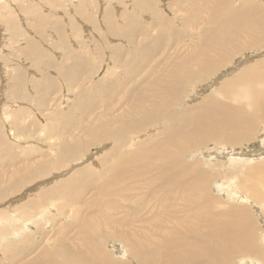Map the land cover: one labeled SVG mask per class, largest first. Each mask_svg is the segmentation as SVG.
Returning a JSON list of instances; mask_svg holds the SVG:
<instances>
[{"label":"bare ground","instance_id":"1","mask_svg":"<svg viewBox=\"0 0 264 264\" xmlns=\"http://www.w3.org/2000/svg\"><path fill=\"white\" fill-rule=\"evenodd\" d=\"M49 1L51 2L41 0L46 4ZM54 1L55 3L52 0L53 5L60 7L62 0ZM86 1L94 7L96 0ZM261 1L264 2L244 0L240 5L237 1L234 5L233 0H171L164 6L174 13V17L170 18L155 0H115V11L111 7V0H105L99 23L94 14H85L83 7H77L73 12L80 16L83 23H87V31H98L99 36L105 38L104 42L98 39L91 44L92 50L99 53V47L105 48L111 57L112 67L108 66L96 80L90 78V72L95 66H99L92 62V50H87L88 44L79 36L80 27L72 19L65 26L58 17L53 18L51 9L42 14L39 10L40 3L35 7L34 4V8L30 9L19 5L20 14L33 15L31 20L36 19L35 24L31 20L27 21L33 31L24 34V25L21 27L14 19L13 9L8 3L0 5V9L6 11H3L5 16L0 14V19L8 21L11 29L23 36L22 49L18 48V54L26 57L25 59L31 58L32 65L36 67L44 64L49 70L57 71L55 76H51L43 69L38 70L31 65L30 69H36L38 76H32V73V77L26 80V72L20 68L21 65L13 68L9 65V68L6 65L8 59L3 63L6 65L3 67L9 71L7 74L2 72L4 79L7 75L8 83L7 87L3 86V89L6 88L3 96L9 102L10 99H30L28 105L32 104V107L33 103L46 105V109L41 110L45 121L43 124L49 130L50 140L55 141H50V144L53 143L46 151H35L33 156L24 158L27 153L12 147L11 139L18 140L19 131L24 135H31L30 129L34 127L32 121L30 128L23 124V120L20 121L21 124L16 121L29 106L21 107V112H10L14 119L6 120H13L14 124L9 123L12 126L7 131L1 125L4 118L0 119V155H8V158H3L4 162L0 161V172L2 176L6 175L4 181L0 178V200L5 199L4 195L8 191H12L13 194L10 192V195H14V192L18 194V191L22 194L21 190L26 186L29 189V185H32L30 182L48 176L50 171L60 169L71 159H80L86 147L111 140L107 151H98L99 156L95 160L97 168L89 162V166H81L75 170L73 168L71 174L60 177L48 188L42 187L36 197L34 195L35 198L19 207L15 206L25 214H29L31 210H42L53 201L57 211L66 205L72 209L65 214L70 216L69 222L55 223L52 230L47 231L50 234L44 235L34 245L30 242L31 236L24 242L16 243L18 247L26 246L22 254L23 261L17 259L19 256L14 254L6 236L15 231L19 233L23 225L29 229L31 222H20L19 226L13 227L14 224L10 221L17 219L12 218L15 215L11 217V214L8 220L4 217L6 210L5 214L0 212V244L4 242L1 252L8 256V264L15 259V264H264V245H259L261 241L258 242L259 234L250 210V206H254L253 209L257 207L260 211L259 218L264 222V161L251 156V153L264 154V146H259L260 150L249 146L245 148L247 151H243V147L238 149L239 152L235 150L244 144L252 145L256 140L264 142V46H261L264 41V4ZM73 5L75 8V3ZM142 16L152 18L144 21ZM174 21L187 29V33L178 31L172 25ZM143 25L146 32L152 34L151 39L144 43L137 39ZM65 27L70 29L71 34L74 33L75 49L64 36ZM43 28L49 31L46 32ZM51 33H55L51 36V41L55 42L54 47L62 50V53L55 51L61 54L59 61L50 59L48 53L52 52L47 53L41 47V40L50 42ZM13 34L12 32L11 35ZM109 36L116 37L114 40L118 38L117 41L120 42L121 37L127 38L133 46L126 49L124 56L113 41L107 44ZM166 36L169 39L166 40ZM169 36L173 40L169 41ZM10 37L7 38L9 42ZM14 37L11 40H15ZM9 44L5 46L6 49L11 48L12 45ZM253 46L258 48L251 57L245 55L238 65L229 68L232 70L231 76L229 72L228 77L224 76L226 73H221L224 76L222 79L213 78L203 83L206 80L204 75L219 71L233 60L237 52L242 53ZM6 56L3 60H6ZM21 60L23 62L24 58ZM163 63L166 67L161 65ZM117 66L130 71V76L126 75L117 81L119 74L115 75L116 72H113V67ZM59 79L67 85V90H73L71 95L78 100L71 101L67 109H59L57 103L53 105L54 100H57L53 98L57 91L53 84L56 83L57 86ZM185 82L196 85L203 83L204 86L197 93L184 94L187 87V84L186 87L183 85ZM27 85L33 93L28 92ZM49 90L55 91L51 97H48ZM202 93L205 94L200 96L199 101L191 100L190 105L182 104L185 95L195 99V96ZM56 96L54 97L57 98ZM59 98L62 99L60 96ZM103 98L106 103L103 101L105 104L101 105V110L99 105ZM116 98L117 106L114 104ZM96 108L100 110L96 111ZM5 110L6 114L8 109ZM77 111H82L83 115L79 113L78 116ZM34 117L37 124L39 119L35 114ZM151 127L152 131L148 132ZM146 131L148 133L144 134ZM33 142L35 145V141ZM210 142H215L214 148L217 147L216 151L213 148L214 154L232 163L234 169L227 173L231 188H224L229 191V197L236 196L235 200H223L220 196L213 195L214 190H219L217 179L223 172L204 167L200 160L201 153L197 152L199 147ZM34 145L32 144V148ZM22 149L26 151L25 148ZM80 150L83 152L78 154L76 151ZM40 182H35L30 190L36 189L42 184ZM224 184L223 182L222 185ZM222 185L220 184L221 187ZM73 210H80L77 217H72ZM53 217L51 214L43 223L48 225ZM39 219L41 220L40 217ZM38 221L32 222L37 224Z\"/></svg>","mask_w":264,"mask_h":264},{"label":"rangeland","instance_id":"2","mask_svg":"<svg viewBox=\"0 0 264 264\" xmlns=\"http://www.w3.org/2000/svg\"><path fill=\"white\" fill-rule=\"evenodd\" d=\"M6 1V2H5ZM0 0V5L1 4H6V3H8L7 5L9 6V7H11L12 9H13V12L15 13V16H14V19L15 20H17L18 22H19V24H20V26L22 27L23 25H24V28L22 27V29H23V32H24V34H29V33H31V31H33V28H30V26H29V24H28V22L27 21H29V20H31L32 18H33V15H28L27 14V16H26V14H20L21 12H20V10H19V5L20 6H23V7H25V8H27V9H30V8H34L36 5H39V3H40V5H42L43 6V9L41 8L42 6H40L39 5V10H40V12L42 13V14H44V13H48V12H50V9H51V11L53 12V18H55V17H58V19L66 26V23H67V21H69L70 19H72V21H74L75 23H77L78 25H79V36L80 37H83L82 38V40L83 41H85L86 42V44H88L87 46H88V49L87 50H90V48H91V50L93 49V46H91V44L93 45V43H95V41H97L98 39H101V40H103V42H104V39L105 38H102V37H100L99 36V32L98 31H95V32H93V31H91V30H88L87 31V29H88V25H87V23H83L82 21H81V18H80V16L79 15H76L74 12H73V9H76L77 7L78 8H82L83 7V9L85 10V14H91V15H93L94 16V18L96 19V22H98L99 23V21H100V17H101V15H100V13H101V10H102V6L104 7V4H105V0H101V1H99V0H96L97 1V3H96V1H94V7L92 6L91 7V5L92 4H89L88 2L89 1H86V0H62V2H61V4H60V7H58L57 8V6H55V5H53V2L55 3V1L53 0V2H52V0H51V2L49 3V2H47V4H46V2H44V3H42L41 2V0H34V2H33V0ZM10 1V2H9ZM19 1V2H18ZM61 0H59V2H60ZM80 1V2H79ZM131 0H128V2H130ZM155 1H157V5H159V7L160 8H162V11L165 13V15H167L168 17H174V13L171 11V10H168V9H166L164 6H165V3H167L168 1H171V0H155ZM160 1V2H159ZM180 1V0H179ZM234 2H233V4L235 5V4H237V1L239 2V5L240 4H242L243 3V1L244 0H233ZM18 2V3H17ZM27 2V3H26ZM37 2V3H36ZM67 2V3H66ZM75 3V5H76V7L74 8L73 6V4ZM24 3V4H23ZM71 3V4H70ZM82 3V4H81ZM87 3V4H86ZM93 3V2H92ZM163 3V4H162ZM261 3H263L264 4V2L263 1H261ZM17 4V5H16ZM23 4V5H22ZM30 4H32V6L30 5ZM35 4V5H34ZM44 4V5H43ZM100 4V5H99ZM15 5V6H14ZM33 5H34V7H33ZM66 5V6H65ZM82 5V6H81ZM110 5V4H109ZM115 5H117V2H115V0H111V7H112V9L115 11L116 10V7H115ZM28 6V7H27ZM52 6V7H51ZM68 6H70V7H68ZM88 6V7H87ZM163 6V7H162ZM17 7V8H16ZM55 7V8H54ZM67 7V8H66ZM99 7V8H98ZM101 7V8H100ZM110 7V6H109ZM41 8V9H40ZM44 8H45V10H44ZM48 8V9H47ZM53 8V9H52ZM59 8H60V10H59ZM91 8V9H90ZM93 8V9H92ZM99 9V10H97V9ZM95 10V11H94ZM6 13V11H5V9H0V14H5L4 12ZM56 11H58L57 13H56ZM71 11V12H70ZM92 11V12H91ZM61 12H62V15H61ZM67 12V13H66ZM88 12V13H87ZM95 12H96V15H95ZM99 12V13H98ZM64 13H65V15H64ZM69 13V14H68ZM74 15V17H72L73 15ZM20 14V15H19ZM67 14H68V16H67ZM23 15H25V16H23ZM170 15V16H169ZM173 15V16H172ZM5 16V15H4ZM20 16H22L23 18L24 17H26V18H24V20H23V18L21 17L20 18ZM60 16V17H59ZM64 16V17H63ZM95 16H97V17H95ZM100 16V17H99ZM30 17V18H29ZM67 17H68V19H67ZM78 17H79V20H78ZM61 18V19H60ZM65 18V19H64ZM100 18V19H99ZM142 18H145V16H142ZM151 16H148V18L146 17L145 19H143L144 21H149V20H151ZM21 19V20H20ZM23 20V21H22ZM26 20V21H25ZM172 20H173V18H172ZM32 21V23L33 24H35L36 23V19H33V20H31ZM34 21V22H33ZM138 21L140 22V20H139V17H138ZM179 21V20H178ZM178 21H174V24H172V25H175V27H176V29H178V31H180V32H182L183 34L184 33H187V29H184L183 28V26H181V25H179V24H177L178 23ZM5 24H4V23ZM21 22V23H20ZM26 22V23H25ZM176 22V23H175ZM23 23H25V24H23ZM143 24H145V23H143ZM0 44H1V46H0V54L1 55H4V56H6L7 54H8V56H6V60H3L4 59V56H0V57H3V58H0V60H2L3 62L1 63V61H0V97H2L3 96V94L5 93V91H6V88L4 87V89H3V86H6L7 87V82H6V80H7V75L5 76V79H4V74H7L9 71L7 70V68L5 69L3 66H6V65H8V67H9V65H10V67H15V65H16V67H19L20 65V68H23V70H25V74H26V80L28 79V78H30V74H32V76H38V73H36V69L38 68V70H39V68L42 70L43 69V71L44 72H47V73H49L51 76H55L56 75V70H54V69H51V70H49L48 69V66H46V65H44V64H42V65H39V67L37 66L36 67V65H32V63H31V58H27V59H25L26 57H23V56H21V55H19L18 54V50L22 47V43H23V36L22 35H20V33L19 34H16L15 32H14V30H12L11 29V26H10V24H9V22L8 21H4V20H2V19H0ZM26 28V29H25ZM30 28V29H29ZM45 28H47V27H45ZM45 28H43L46 32L47 31H49V29H45ZM141 28H143V30H142V32H140V35H138L137 36V39L138 40H142L143 41V43H144V41H146V42H148L150 39H151V32H146V30H145V25H143V26H141ZM140 28V29H141ZM9 29H10V31H9ZM70 31V29L69 28H66L65 27V33H64V36L66 37V40H67V42H70V43H68L70 46H73L74 47V49H75V44H74V40H73V36H74V33H72L71 34V31ZM185 30V31H184ZM28 31V32H27ZM184 31V32H183ZM10 32V33H9ZM12 32L15 34H13V35H11L12 34ZM69 32V33H68ZM89 32V33H88ZM92 34H91V33ZM7 33V34H6ZM95 33H96V36H95ZM88 34H90V36H88ZM9 35H11V37L13 38L14 36V38H15V40L14 39H12L11 40V37L9 36ZM20 37H19V36ZM53 35H55V33H51V35H49V39H50V42H48V41H43V40H41L40 39V37H39V39L41 40V44H42V48L43 49H45L46 50V52L48 53V52H52V53H48V56L50 57V59H52V60H54V61H59V59L61 58V54L59 55V53H57V52H60V53H62V50H60V49H57L58 47H54V44H55V42L54 41H51L52 40V37L51 36H53ZM71 35V36H70ZM83 35V36H82ZM85 36H87V38L85 37ZM10 37V42H11V45L9 44L10 42L8 41V39L7 38H9ZM51 37V38H50ZM72 37V38H71ZM110 38H107L108 39V41H107V44L109 45L110 43H112V41L114 42V45H117V50L118 51H121V54L122 55H124L125 56V52H126V49H128V48H130V46H133V45H130V42H129V39H127V38H122L121 37V42L120 41H117V39L116 40H114V38H116V37H111V36H109ZM170 37V36H169ZM113 38V39H112ZM172 37H170V40L169 41H171V40H173V39H171ZM85 39V40H84ZM88 39V40H87ZM93 39V40H92ZM167 39H169L168 38V36H166V40ZM4 40V41H3ZM22 40V41H21ZM88 42H87V41ZM89 40H90V42H89ZM185 40H186V38H185ZM19 41V42H18ZM187 41V40H186ZM4 42V44H2ZM8 42V43H7ZM14 42V43H13ZM44 42V43H43ZM47 42V43H46ZM52 42V43H51ZM92 42V43H91ZM110 42V43H109ZM16 43V44H15ZM169 43H171V42H169ZM7 44H9L10 46H11V48L9 47V48H7L6 49V45ZM13 44H14V46H13ZM19 44V45H18ZM40 44V45H41ZM47 44H49V45H47ZM262 45L261 46H264V41H263V43H261ZM21 45V46H20ZM25 45V44H24ZM23 45V46H24ZM89 45H90V47H89ZM17 46H20V47H17ZM49 46V47H48ZM51 46V47H50ZM54 47V48H53ZM19 48V49H18ZM47 48V49H46ZM56 48V49H55ZM257 48H258V46H253L252 48H250V49H248V50H246V51H243L242 53H239V52H237L236 53V55L232 58L233 60H231V61H229V63L225 66V67H223V68H220L219 69V71H216V72H214V73H209L207 76L206 75H204V77H205V81L203 82V83H205V82H209L211 79H222L221 77H224V76H227L228 77V75L230 74V76L232 75L231 73H232V70H230L232 67H234V65L236 66V65H238L239 64V61H241V60H243L242 59V57L243 58H245V55L247 56V57H251L252 56V54H254L256 51H257ZM10 49V50H9ZM13 49H17L16 51L17 52H15V53H13V51H15V50H13ZM22 49V48H21ZM20 49V50H21ZM52 49V50H51ZM99 50H98V52L99 53H97L96 51H93L92 50V54H90V56H91V59H92V62H94V64L95 65H98L99 67H97V66H95L93 69H91V72H90V78H92V79H94V80H96V79H98V76H100L101 74H103V72L106 70V68L108 67V66H110V67H112V61H111V57H109L110 56V54H109V51L108 50H106L105 48L103 49L102 47H99L98 48ZM5 50V51H4ZM8 50L10 51V54H9V52H8ZM54 50V51H53ZM60 50V51H59ZM2 51V52H1ZM55 51H57V52H55ZM76 51V50H75ZM102 51H104V52H102ZM165 51V50H164ZM263 51V50H262ZM101 52V53H100ZM107 52V53H106ZM111 52H113L114 53V50H112ZM254 52V53H253ZM3 53V54H2ZM4 53H6V55L4 54ZM57 53V54H56ZM97 53V54H96ZM53 55V57H51L52 55ZM57 56H56V55ZM105 54H107V55H105ZM239 54V55H238ZM244 54V55H243ZM248 54V55H247ZM251 54V55H250ZM9 56H10V58H9ZM13 56V57H12ZM14 56H15V58H14ZM18 56V57H17ZM107 56V57H106ZM60 57V58H59ZM101 57V58H100ZM109 57V58H108ZM241 57V58H240ZM22 58H24V60H26L25 62H24V60H23V62H22ZM56 58V59H55ZM94 58V59H93ZM96 58H98V60L96 61ZM106 58H108V59H106ZM7 59H8V63L10 62V60H12V61H15V62H10L9 64L8 63H6L7 62ZM16 59V60H15ZM18 59V60H17ZM241 59V60H240ZM6 61V62H5ZM20 61V63H18ZM96 61V62H95ZM109 63V65H107V63ZM235 62V63H234ZM3 63H6V65L5 64H3ZM13 63V64H12ZM16 63V64H15ZM29 65H28V64ZM103 63H106V64H103ZM237 63V64H236ZM26 64V65H25ZM13 65V66H12ZM33 66L34 68H36V69H34V68H32V69H30V66ZM162 66H164V67H166V64L165 63H163V64H161ZM29 66V67H28ZM31 66V67H32ZM40 66H42V67H40ZM90 66H91V61H90ZM9 67V68H10ZM25 68V69H24ZM27 68V69H26ZM29 68V69H28ZM230 68V69H229ZM5 69V70H4ZM114 69H115V71H114ZM119 69V70H118ZM26 70H28V72L26 71ZM52 70H53V72H52ZM101 70V71H100ZM124 70V71H123ZM8 71V72H7ZM32 71V72H31ZM225 71V72H224ZM4 74H3V73ZM6 72V73H5ZM38 72V71H37ZM43 72V73H44ZM113 72L115 73V75L118 73L119 75H118V79H116L117 81L119 80V79H121L122 77H124V76H130L129 74H131V72L130 71H128L127 69H122V68H119L118 66L116 67V68H114L113 67ZM229 72V74H227ZM36 73V74H35ZM40 73H41V71H39V75H40ZM55 73V74H54ZM125 73V74H124ZM221 73L223 74V73H226L224 76H221ZM220 76H219V75ZM31 76V77H32ZM218 78H217V77ZM2 77H3V79H2ZM58 79V78H57ZM219 79V80H220ZM115 80V81H116ZM6 82V84H5V82ZM116 81V82H117ZM4 82V83H3ZM95 82V81H94ZM115 82V83H116ZM27 83H28V81H27ZM203 83H200L199 85L197 84H192V83H190L189 84V82H185L183 85L185 86L186 84H187V87H186V90L184 91V94L187 92V93H193V92H198L199 91V89H201V87L202 86H204L203 85ZM2 84V85H1ZM55 85V86H54ZM192 85V86H191ZM67 85L64 83V81L62 80V79H59V81L57 82V86H56V83H54L53 84V87L55 88L54 90L56 91V89H57V91L55 92V91H53V90H49V94H48V97H51V95L53 96V92H55L56 94H54V96H56L57 94H58V96H56L57 98H55L54 96H53V98L54 99H57V100H54V102H53V105L54 104H56L57 106H59V109H67L68 107H69V103H71V101H75V100H77V97H75V99L73 98V95H71V94H73V90H67V87H66ZM191 86V87H190ZM197 86V87H196ZM199 86V87H198ZM2 88V89H1ZM30 87H29V85H27V90H28V92L29 93H33L32 92V89H31V91H30V89H29ZM100 88H101V86H100ZM194 89V90H193ZM3 90H5V91H3ZM189 90V91H188ZM193 90V91H192ZM196 90V91H195ZM211 90V89H210ZM209 92V91H208ZM3 93V94H2ZM207 93V92H206ZM2 94V95H1ZM205 93H202L201 95H198V94H196V95H198V96H195V97H197V98H195V99H193L194 97H191L190 96V98H189V96L188 95H185V97L184 98H182V104L183 105H190L191 104V102H196V101H199L200 99H201V97L204 95ZM208 94V93H207ZM68 95H70L69 96V100H68ZM45 96V95H44ZM59 96L60 97H62V99L61 98H59ZM66 96H67V99H66ZM201 96V97H200ZM46 97V96H45ZM71 97V98H70ZM199 97V98H198ZM4 98H6L5 96H3L2 98H0V101L1 100H3V101H1L0 102V104H2V106L0 105V107H1V109H0V119L2 120L3 118L5 119H3L2 120V123H1V125H2V127L5 129V131H7L8 129H9V127H11L14 123L11 121V122H9L8 120H6V119H9V120H11V119H14V117L13 116H10V112L11 111H15V110H18V111H20L19 109L21 108V107H28V110H26V111H24V112H22V114H20L18 117H17V119H16V121L19 123V124H21V122H23V124L24 125H26V127L28 126V128H30V126H32V125H30V123H31V121L33 122V126L35 127H31L32 129H30V131L33 133V135L34 134H36V135H34V137H33V135H32V133H31V135H32V137H31V135H29V136H27V135H24V133H22V132H20L19 131V133H20V135L18 134V132H17V130H15L16 131V133H17V135H19L20 137H18L17 136V139L18 140H14V138H12L11 139V142H12V147H14L15 149H17V150H19V151H21V152H23V153H29V155H22V156H24V158H29V156H33L34 154H35V151H36V153H38L39 151H46V149H49L48 147H49V145H51L55 140L54 139H52L53 140V142H51V144H50V141H52V140H50L51 138H49L48 137V134H49V130H48V128H47V126H45V124H43V123H45V121L42 119L43 117H42V115H41V110H43L44 108L46 109V107L44 106V105H41V104H35V103H33V107H32V104H30V105H28L29 103V101H30V99H24V100H19V99H15V101H13V99H10V102L9 101H7L8 99L6 98V99H4ZM73 98V99H72ZM192 98V99H191ZM185 99V100H184ZM190 99V100H189ZM4 100H6L5 102H4ZM68 100V101H67ZM105 98H103L102 99V101H100V105H99V107L101 108L102 106L101 105H104L106 102H105ZM192 100V101H191ZM11 101H13V103H11ZM19 101V102H18ZM57 101V102H56ZM63 101L66 103H63ZM67 101V102H66ZM78 101V100H77ZM105 103H104V102ZM185 101H187V102H185ZM191 101V102H190ZM17 104H16V103ZM21 102V103H20ZM60 104H59V103ZM102 102V103H101ZM190 102V103H189ZM4 103V104H3ZM9 103V104H8ZM15 103V104H14ZM24 103L26 104L25 106H24ZM68 103V104H67ZM79 103V102H78ZM117 98H116V100H115V106H117ZM6 104H8L9 106H10V104H12L10 107L8 106V105H6ZM62 104H65V106H63ZM118 104H119V100H118ZM7 107V109H8V111H6L5 110V106ZM19 105V106H18ZM35 105H36V107H35ZM38 105V106H37ZM40 105V106H39ZM3 107H4V110L6 111V114H5V112H4V110H3ZM19 107V108H18ZM35 107V108H34ZM32 109V110H31ZM97 109H99V108H96V111H98ZM172 109V108H171ZM10 110V111H9ZM100 110V109H99ZM101 110H102V108H101ZM34 113H33V112ZM2 112V113H1ZM21 112V111H20ZM24 113V114H23ZM27 113V114H26ZM79 113L80 114H82L83 115V112L82 111H77V114H78V116H80L79 115ZM33 114V115H32ZM34 114L37 116V118L39 119V122H37V124H35L36 123V118L34 117ZM11 117V118H10ZM29 117V118H28ZM27 118V119H26ZM32 118V119H31ZM23 120V121H22ZM8 121V122H7ZM16 121H14L15 122V124H17L16 123ZM21 121V122H20ZM8 124H7V123ZM9 123H13L11 126L9 125ZM32 124V123H31ZM43 124V125H42ZM9 125V126H8ZM36 125V126H35ZM5 126V127H4ZM7 126V127H6ZM150 126V125H149ZM36 128H39L38 130L36 129ZM43 128V129H42ZM46 128V129H45ZM36 129V130H35ZM152 127L151 128H149V130H148V132H151L152 131ZM35 130V131H34ZM43 130V131H42ZM29 131V132H30ZM37 131H38V135H37ZM40 131V132H39ZM43 132V134H42V132ZM44 131H45V133H44ZM147 131L146 132H144V134H146V133H148ZM40 133V134H39ZM30 134V133H29ZM143 134V135H144ZM24 135V136H23ZM51 135V134H50ZM25 136H27L26 137V139H25ZM37 136L38 137H40L39 139L37 138ZM46 136V137H45ZM29 137H31V138H29ZM44 137V138H43ZM22 138V140H20ZM34 138V139H33ZM36 138H37V141H36ZM25 139V141H23ZM31 140V141H30ZM39 140V141H38ZM20 141V142H19ZM22 141V142H21ZM33 141H35V145H34V142ZM43 141H45V142H43ZM111 140H108V142L107 141H103L101 144H97V143H95L94 145H91V146H88V147H86L85 148V150H84V152L82 151V150H80V151H76L78 154H81L82 152H83V154L81 155V157H80V159H76V158H74V159H71V161H68V163H67V165H65V166H63V167H61L60 169H57V170H52V171H50V173H49V175L48 176H46V177H44V178H39L38 180L39 181H41L42 182V184H40V185H38V187H36V189L34 188V190H30V188L32 187V186H34L35 185V182H39L38 180H34V181H32V182H30L32 185L30 186L29 185V183H28V185H29V189H28V186H26V188L28 189H24V190H21V192L23 191L24 193H26V192H29V193H26V194H24L23 192H22V194L20 193V191H18V194H15V193H17V192H14V195H10L11 193H12V191H8L7 192V194H5L4 196V200H0V212H4V217H6V219H10L12 216H14L15 215V217H12V218H17V219H13V220H11L10 221V223H13L14 224V226L13 227H16L15 225H17V226H19V224H21V223H23V224H26L27 222L29 223V222H31V226H30V228L28 229L27 227L28 226H24L23 225V228H22V230L18 233V232H14V233H12V234H10V235H8V236H6V239H7V241H8V243H10V245H12V250H14L15 251V255L16 256H19L17 259L19 260V259H21L22 260V254L24 253V251H25V248H26V246H22V247H18V245L16 244L18 241H20V242H24V241H26V239L28 238V236H31L32 237V240L30 241V242H33V245H34V243H37V241L39 240V239H41L44 235H46V234H50L49 232H47V231H49L50 229L52 230V228L55 226V223H65V222H69V220H68V218L70 217V216H68V215H65V214H67V213H69L72 209H71V207H69V206H65V207H63L62 208V210H58L57 211V207H56V204L54 203V201L53 202H51V203H49V204H47V206L46 207H44V208H42V210H44V211H42V210H31V212L29 213V214H31L30 216H29V214H25V213H23L21 210H19L18 211V208H16V207H19L21 204H23V203H25L26 201H28L29 199H31V198H35L36 197V195H37V193H38V191H40V190H42V187L43 188H48L50 185H52V184H54L55 182L54 181H56V180H58L60 177H65L66 175H69V173L71 174L75 169H80L81 168V166L82 167H84L85 165H88L89 166V164L90 165H92L93 167H98V164L96 163L97 161H95L96 160V158H97V156H99V152L100 153H104L105 151H107V149L111 146V142H110ZM39 142V143H38ZM25 143H30V144H28V145H25ZM41 143H44L46 146H44L43 144L41 145ZM47 143H48V145H47ZM18 144L20 145H22V146H18ZM32 144L34 145V147L32 148ZM39 146H38V145ZM103 144V145H102ZM37 145V146H36ZM110 145V146H109ZM28 146V147H27ZM102 147V146H106L107 148H105L104 149V147H102L103 148V150H101L102 148H100L99 149V147ZM214 146H215V142H210V143H208L207 145H204L203 147H199L198 148V151L197 152H199V153H201L200 154V160L202 161V164L204 165V167H207V168H211V170H220L221 172H223V174L222 175H220L219 177H218V179H217V181H219V182H217L218 184V189L219 190H214V192H213V195L215 196H220V198L221 199H223V200H225V198L227 199V200H229L231 197H229L230 196V194L228 193L229 191H227V190H225V189H227L228 188V190H229V188H231V183H230V178L229 177H227V173H228V171H230V170H232V169H234V168H232V163H229V162H227V160H225L226 158H224V157H221V156H219L218 154H214L215 153V151H216V148H214ZM218 147H220V146H223V145H217ZM247 146H249V148H254V149H256V150H260V148L262 147V146H264V142H260L259 143V141H255L254 142V144H252V145H248V144H244V145H242L240 148L239 147H236L235 148V150L237 149V151L236 152H239L238 151V149L240 150L242 147H243V151H247L248 149H245ZM251 146V147H250ZM257 146V147H256ZM259 146H261V147H259ZM209 147V148H208ZM22 148H25L26 149V151L24 150V149H22ZM38 148H40V149H38ZM44 150H43V149ZM96 148V149H95ZM207 148V149H206ZM210 148H212V149H210ZM213 148L215 149V151L213 150ZM229 148H231V147H229ZM264 148V147H263ZM21 149V150H20ZM37 149V150H36ZM42 149V150H41ZM94 149V150H93ZM245 149V150H244ZM32 151V152H31ZM99 151V152H98ZM205 151V152H204ZM31 152V153H30ZM96 152V153H95ZM98 152V153H97ZM93 155H91V154ZM88 156H87V155ZM203 154V155H202ZM207 154V155H206ZM89 155H90V157H89ZM101 155V154H100ZM195 156L197 155V153H195L194 154ZM254 155V156H253ZM86 156V157H85ZM194 156V157H195ZM207 156V157H206ZM211 156V157H210ZM251 156H252V158H254L255 157V159H259V158H262L260 161H264V154H255V153H251ZM257 156V157H256ZM5 157H7L8 158V155H4V157H3V155H0V161L1 162H4L3 160H5V159H3V158H5ZM36 157V156H35ZM75 157V156H74ZM89 158V159H88ZM94 158V159H93ZM251 157H248V159H250ZM87 159V160H86ZM196 159H198V158H196ZM214 159V160H213ZM83 161H84V163H83ZM87 161V162H86ZM95 161V162H94ZM88 162H89V164H88ZM75 166H74V165ZM225 164V165H224ZM230 164V165H229ZM70 167H72V168H70ZM70 168V169H69ZM73 168H74V170H73ZM69 170H71V171H69ZM236 170V169H235ZM234 170V171H235ZM233 171V172H234ZM63 172V175L61 174ZM215 172V171H214ZM0 178H1V180H5L6 179V175H5V177L4 176H2L3 174H2V172H0ZM53 174V175H52ZM59 174H61V175H59ZM57 175V176H56ZM65 175V176H64ZM53 176V177H52ZM223 176V177H222ZM229 176V175H228ZM54 178H55V180H54ZM52 180V181H51ZM40 182V183H41ZM225 183L224 185H222V183ZM34 183V184H33ZM230 183V184H229ZM45 184V185H44ZM220 184L223 186V187H221L220 186ZM230 185V186H229ZM45 186V187H44ZM224 186L225 187H227V188H224ZM220 188H223V189H220ZM217 189V188H216ZM33 191V192H32ZM35 191V192H34ZM37 191V192H36ZM217 191H220L219 193H217ZM225 191V192H224ZM11 192V193H10ZM222 192V193H221ZM235 192V190L233 191V193ZM10 193V194H9ZM32 193H34V194H32ZM36 193V194H35ZM224 193H226V194H224ZM13 194V193H12ZM19 194H21L22 196L20 197V195ZM29 194H31V196H28ZM227 194H229V195H227ZM8 195H9V197H8ZM26 195V196H25ZM32 195H33V197H32ZM34 195H35V197H34ZM84 195V194H83ZM82 195V196H83ZM222 195H224V196H222ZM225 195H226V197H225ZM14 196V197H13ZM13 197V198H12ZM25 197V198H24ZM224 197V198H223ZM235 197L236 196H234V195H232V198L230 199V200H235ZM8 198H11L10 200H8ZM20 199V200H19ZM24 199V200H23ZM8 200V201H7ZM17 200H19V201H17ZM22 200V201H21ZM13 201H16V202H13ZM21 201V202H20ZM4 202V203H3ZM10 202V203H9ZM231 202V201H230ZM16 203V204H15ZM54 203V204H53ZM7 205V206H6ZM52 205V206H51ZM11 206V207H10ZM16 206V207H15ZM3 209H2V208ZM4 207H6V209L4 208ZM8 207V208H7ZM10 207V208H9ZM52 207H54V208H52ZM50 208V209H49ZM53 209V211L54 210H56V211H52V209ZM67 208V209H66ZM252 208V209H251ZM254 208V206H250V210H252V212L254 213H252V216H253V219H254V221L256 222L255 223V227H256V231L258 232V234H259V236H258V242H259V240L261 241V242H259L260 244V246H262V245H264V222L262 221V219H260L259 218V214H260V211H259V209H257V207L255 208V209H253ZM27 209V208H26ZM258 211H257V210ZM3 210V211H2ZM5 210H6V212H5ZM8 210V211H7ZM48 210V211H47ZM28 211H30V210H28ZM45 211H46V213H45ZM66 211V212H65ZM69 211V212H68ZM79 212H80V210L79 211H77V210H73L72 212H71V214H73L72 215V217H77L78 215H79ZM38 213V214H37ZM44 213V214H43ZM58 213V214H57ZM64 213V214H63ZM142 213V212H141ZM11 214H13V215H11ZM21 214V215H20ZM22 214H25V215H22ZM43 214V215H42ZM51 214H53V219H52V221L51 222H49L48 223V225H46V224H44L43 223V221H45V219H48V217L51 215ZM7 215H8V218H7ZM11 215V217H9ZM39 215V216H38ZM41 215V216H40ZM56 215V216H55ZM63 215V216H62ZM20 217V219H18L19 217ZM33 216H35V217H33ZM62 216V217H61ZM256 216L258 217L257 219H256ZM25 217H26V219H25ZM39 217L41 218V220L39 219ZM59 219H58V218ZM29 218V219H28ZM42 218H43V220H42ZM7 220V221H8ZM18 220V221H17ZM21 220V221H20ZM31 220V221H30ZM39 220V221H38ZM62 220V221H61ZM257 220V221H256ZM32 221H34L35 223H36V221H38V223L37 224H34ZM57 221V222H56ZM60 221V222H59ZM21 222V223H20ZM51 227H50V226ZM39 226H41V227H39ZM45 226V227H44ZM8 227H10L11 228V226H8ZM258 227V228H257ZM46 228H48V229H46ZM33 230V231H32ZM50 230V231H51ZM24 232V233H23ZM36 232V233H35ZM34 233V234H33ZM32 234V235H31ZM20 235V236H19ZM261 236H263V237H261ZM261 238H262V240H261ZM15 239V240H14ZM37 239V240H36ZM12 241H14V243H12ZM113 242V241H112ZM115 242H117L118 243V240H116ZM4 242H1V244H0V264H8L7 263V257L8 256H5V255H3L2 254V252H1V248H2V244H3ZM27 243L28 244H30L29 243V241L27 240ZM6 257V258H5ZM245 258V257H244ZM16 260V259H15ZM15 260H13L12 261V263H10V264H15L16 262H14ZM23 261V260H22ZM243 262H244V260H243Z\"/></svg>","mask_w":264,"mask_h":264}]
</instances>
